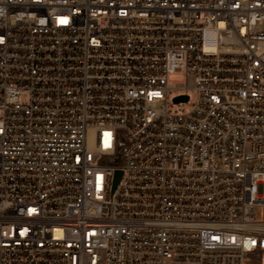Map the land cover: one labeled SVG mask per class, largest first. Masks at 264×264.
I'll return each instance as SVG.
<instances>
[{
	"label": "built area",
	"instance_id": "built-area-1",
	"mask_svg": "<svg viewBox=\"0 0 264 264\" xmlns=\"http://www.w3.org/2000/svg\"><path fill=\"white\" fill-rule=\"evenodd\" d=\"M0 264H264V0H0Z\"/></svg>",
	"mask_w": 264,
	"mask_h": 264
},
{
	"label": "rangeland",
	"instance_id": "rangeland-1",
	"mask_svg": "<svg viewBox=\"0 0 264 264\" xmlns=\"http://www.w3.org/2000/svg\"><path fill=\"white\" fill-rule=\"evenodd\" d=\"M184 83H185V78L183 76L182 73H175L174 75L170 76L168 78V87L170 89H172L170 95H169V98H171L172 95L174 94H181V93H185L184 90H178L180 88H182L184 86ZM188 94L190 95V97L192 98L193 97V93L192 92H188ZM170 102V100H169ZM189 106V104L186 106V108Z\"/></svg>",
	"mask_w": 264,
	"mask_h": 264
},
{
	"label": "water",
	"instance_id": "water-1",
	"mask_svg": "<svg viewBox=\"0 0 264 264\" xmlns=\"http://www.w3.org/2000/svg\"><path fill=\"white\" fill-rule=\"evenodd\" d=\"M180 98H177L175 101H178ZM183 99H186V97H183ZM119 175V173L118 172H116V174H115V178L117 179V176ZM116 179H115V182H114V186H115V184H116ZM113 186V187H114Z\"/></svg>",
	"mask_w": 264,
	"mask_h": 264
}]
</instances>
